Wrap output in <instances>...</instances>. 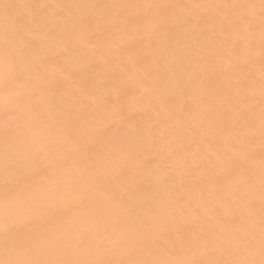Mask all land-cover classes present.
I'll return each instance as SVG.
<instances>
[{"label":"snow or ice","instance_id":"1","mask_svg":"<svg viewBox=\"0 0 264 264\" xmlns=\"http://www.w3.org/2000/svg\"><path fill=\"white\" fill-rule=\"evenodd\" d=\"M47 7L0 0V264H264V0L224 6L245 9L239 18L250 30L258 19V99L247 84H240L227 94L226 110L206 103L199 113L200 123L220 136L227 149L222 165L230 177L228 191L208 199L201 195L194 209L176 206L164 216L103 195L128 173L129 162L145 173L137 187L157 186L158 191L168 173L148 164L156 150L154 139L141 141L134 154L117 144L98 153L94 141L108 135L104 125L82 137L74 127L79 116L64 102L53 97L47 108H40L34 99L51 95L54 87L34 48L37 29L48 28L54 35L40 11ZM56 7L69 9L77 29L75 37L68 34L64 39L67 48L74 39L83 44L93 27L102 31L109 22L125 32V43L138 39L141 25L151 33L167 31L176 23L173 11L182 6L148 0ZM20 8L28 14L13 12ZM78 9L88 10V15L74 14ZM124 52L129 58L135 55L131 48ZM253 60L246 51L242 63L230 64L243 73ZM93 63L84 57L74 69L69 66V72L95 71ZM113 90L119 98V86ZM84 91L87 98L81 99L83 91L76 97L80 109L109 103L98 92ZM257 104L258 161L253 159L255 133L246 126ZM160 140L170 158L192 166L194 162L183 160L163 134ZM253 164L259 168L258 182ZM97 217L106 220L110 230H101Z\"/></svg>","mask_w":264,"mask_h":264},{"label":"bare ground","instance_id":"2","mask_svg":"<svg viewBox=\"0 0 264 264\" xmlns=\"http://www.w3.org/2000/svg\"><path fill=\"white\" fill-rule=\"evenodd\" d=\"M10 4H44L41 9L49 21L48 28L37 29L34 40L37 59L52 77L51 95L44 99L35 97L40 108H47L53 97L65 103V107L79 116L74 127L80 135H91L98 126L109 131L97 136L94 147L98 153L111 151L114 144L123 145L133 154L141 141L154 139L155 151L148 161L151 169L167 172V178L158 186L138 188L145 180L142 168L129 162L128 173L118 183L111 185L105 196H117V202H133L164 216L170 208L188 206L194 209L200 197L225 194L230 180L222 165L227 151L220 136L208 132L200 123L199 113L206 103H215L227 109L226 97L240 84H247L259 97L260 33L258 19L254 28L239 18L246 10L225 5L259 4L260 0H160L163 3L181 5L173 11L176 19L167 31L151 33L141 27L138 39L125 43V32L114 29L109 22L102 31L93 30L90 39L81 44L73 40L65 47L68 34L75 37L77 29L71 23L69 9L57 5L145 3L148 0H3ZM86 16L88 10H73ZM21 16L23 8L14 9ZM131 14H134L130 10ZM258 18V11H257ZM187 21V23H185ZM95 21L93 20V25ZM131 48L135 55L129 58L122 50ZM246 51L254 60L249 69L239 73L230 64L242 63ZM84 57L94 61L95 71L72 74ZM119 86V98L113 89ZM91 90L109 100L105 105H92L80 109L77 94L84 92L87 98ZM164 105L162 108L161 105ZM166 109V111H165ZM55 122V121H54ZM129 124L132 125L129 128ZM254 125V128H253ZM255 133L254 160H259V105L246 122ZM231 131V126H228ZM161 134L171 141L172 148L183 160L194 162L185 167L175 157L170 158L162 146ZM243 138V133L240 134ZM219 158V159H218ZM251 171L259 178V168L253 164ZM131 177H134L133 180ZM139 207L136 211H139ZM152 213L150 212L149 215ZM101 227L110 225L97 217Z\"/></svg>","mask_w":264,"mask_h":264}]
</instances>
